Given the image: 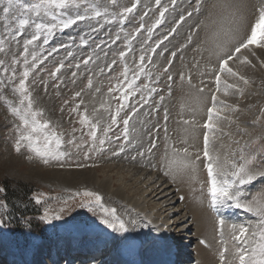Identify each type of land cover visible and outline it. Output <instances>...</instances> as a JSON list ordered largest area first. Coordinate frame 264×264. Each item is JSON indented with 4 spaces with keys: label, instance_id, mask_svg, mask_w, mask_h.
Instances as JSON below:
<instances>
[{
    "label": "snow or ice",
    "instance_id": "1",
    "mask_svg": "<svg viewBox=\"0 0 264 264\" xmlns=\"http://www.w3.org/2000/svg\"><path fill=\"white\" fill-rule=\"evenodd\" d=\"M187 3L188 8L170 31L153 40L156 29L165 24L166 14L176 10L178 0H153L151 8L142 5V0H129L127 4L123 0H0V101L15 118L14 151L21 154L24 150L29 161L39 159L45 165L56 162L60 167L75 154L81 158L75 162L76 168H96L98 160L123 157L141 169L161 172L174 183L185 176L196 180L201 192L207 194L208 206L218 215L219 264H264V189L249 191L256 180L264 179V104L239 102L246 97L264 95V78L257 80L255 75L264 73V0L254 3L252 0H187ZM141 8L144 10L138 26L126 31L124 25L136 19ZM154 10L155 18L151 19L149 13ZM188 20L195 22L161 69L153 59L157 49L163 55L167 48L161 45ZM81 23H86L89 31L80 36V46H88L91 34L102 30L108 39L96 44L92 55L74 65L77 71L81 65L87 69L100 58L96 49L107 57L105 48L116 45L122 37L126 43L99 69L101 75L111 74L106 100L99 108L94 107L90 112L82 99L83 90L74 93L69 111L75 114L79 127L72 126L66 134L37 106L33 95L36 80L30 77L52 54L51 51L45 54L43 46L57 33ZM111 25H116L118 31H108L106 26ZM141 36L137 47L134 42ZM186 50L192 56L179 73V79L187 87L186 96L194 103L182 105L178 113L177 123L183 134L179 138L169 134L170 117L165 107L162 123L157 121L151 129L145 128L148 140L145 144L132 134L135 125L145 126L154 114L160 113L165 101V95L159 94L164 91L159 87L161 79L164 78L167 94L171 96L174 77L170 69L177 52L183 59ZM68 55L73 54L69 51ZM64 67L61 62L48 73L57 81L54 88L63 82L58 74ZM77 71L72 73L73 77ZM40 83L47 91L48 84L43 80ZM87 88L101 92L100 87L94 88L92 78L87 79ZM6 90L15 99H9ZM69 103L64 101L65 106ZM64 110L62 106L60 111ZM101 110L106 118L99 115ZM141 115L145 117L143 120ZM161 129L164 147L157 156ZM197 132L202 135L197 136ZM4 193L5 188L0 187V194ZM45 195L34 194L35 204H46L52 199H43ZM56 200L60 206L45 207L38 218L41 222L53 225L64 220L65 213L83 209L89 215L78 225L79 231L106 243H117L121 252L131 258L128 264H136L140 248L131 233L149 227L159 233L166 228V225H153L146 214L127 204L106 201L99 191L88 188L77 189ZM6 209L8 203L0 196V210ZM222 209L242 210L250 216L245 223L231 224L227 239L226 221L220 215ZM8 222L0 213V226ZM24 223L30 228L31 220L25 219ZM63 264L71 262L65 259Z\"/></svg>",
    "mask_w": 264,
    "mask_h": 264
},
{
    "label": "rangeland",
    "instance_id": "2",
    "mask_svg": "<svg viewBox=\"0 0 264 264\" xmlns=\"http://www.w3.org/2000/svg\"><path fill=\"white\" fill-rule=\"evenodd\" d=\"M123 2L127 4L129 0H123ZM252 2L254 3L256 0H252ZM142 5H146L151 8L153 7V0H142ZM188 6L187 0H178L176 10L166 14L165 24L156 29L153 35V40H159L166 35L179 19V15L185 11ZM143 10V8L138 9L136 19L131 20L129 24L124 25L126 31H132L138 26L139 16L142 14ZM149 17L151 19L155 18V10L149 13ZM151 19L148 20V23H151ZM201 19H203V17H201ZM194 22V20H188L186 23L182 24L177 29L176 34L171 36L168 41H165L164 45H161V48H167V51H165L163 55L160 54L161 49H157V54L153 59L161 69L166 65L168 59L170 58V53L172 51H176L184 42L186 33ZM106 27L108 31H118V27L116 25ZM88 31L89 29L87 24L81 23L78 27H73L63 33H57L55 38L51 39V42L42 48L45 54L49 51H51L52 54L48 56L44 63L36 69L33 73V77H30V80L33 78L36 80V84L33 86V95L37 101V106L44 109L43 101L45 100V105H49V113L45 112L46 116L54 115L57 120V123L54 124L58 125L59 128L66 134L70 133L72 126L79 127V124L76 123L75 114L69 111L74 93L83 90L82 99L85 101V104H87L90 112L93 107L97 106L96 108H99L100 104L105 101L103 98H106L105 93L108 87V76L111 75H101L99 69L103 68L107 62H110L114 58L115 54L118 53L126 43L123 41L122 37V40L116 45H112L111 48H105L104 51L108 53L107 57H105L104 53L100 52L99 49H96L100 58L96 60L95 63H90L87 66V69L81 65V68L77 71L74 65L80 63V61L86 56L92 55L96 44L108 39L105 31L102 30L98 33L91 34L88 46H80V36H83ZM142 38L143 36L138 38L137 42H134L137 47L139 40ZM73 40H75V42H73ZM61 45H68L70 47H61ZM53 49H55V51H53ZM69 51H71L73 55L69 56ZM191 56L192 53L190 50H186L184 52L183 59L181 58V54L177 52V56L173 62L172 68L170 69L174 77L171 96L167 94L168 90L166 83L164 78H162L159 87L164 89V91L159 94L165 95V101L161 106V111L158 114H154V118L149 119L145 126L136 124L135 131L132 133L134 136H138L141 140H147L145 128L151 129L157 121L162 123L163 109L165 107L168 109L170 117L168 121L169 134L174 138H179L183 134L181 126L177 123L178 113L180 112L182 105L188 106L193 104L194 101L186 96L187 87L186 85H181L179 73L184 71L185 65L189 64ZM61 62L64 63L65 67L61 69V72L58 75L63 82L60 84L59 88H54L53 84L57 83V81L53 80L48 73L54 71L55 67ZM74 71H77L76 77L72 76ZM117 71H119V69H117ZM255 75L257 80L264 78V73L258 72ZM88 78L93 79L94 88L98 86L101 88L100 93L95 94V91L87 88ZM41 80L48 84L47 91L44 90L43 85L40 83ZM6 95L9 99H15L7 90ZM95 99L97 101H95ZM156 99H158V97ZM65 100L70 102L69 105H64ZM239 102L242 105L246 103L264 104V95L246 97L244 100ZM62 106L65 108L64 112L60 111ZM141 111L143 112L144 110ZM187 114V107H185V115ZM99 115L106 118V114H103V110L100 111ZM48 116L47 118L50 119V116ZM140 118L143 120L145 117L141 115ZM14 119L15 118L11 115L7 106L0 101V187L5 188V193L0 194V196L6 199L8 203V209L0 210V213L4 214L6 219L9 220L6 225L0 226V264H14L15 262L17 264H63L65 259L70 261L71 264H90V262H79L74 255L80 258L82 255L86 256V254L79 251L80 255H77L73 253V250L76 252L89 244L106 242L104 239L85 235L79 231L78 225L89 215L85 210L76 209L74 211L67 212L65 213L64 220L55 221L53 225L44 224L38 219L43 213L45 207L56 208L60 206L57 203L56 197L66 198L75 190H64L54 186L42 184L34 177L30 176L28 168L25 165H22L21 162L18 161L15 162V164L10 162V158L8 157L11 156L23 159L24 161L22 160V163L29 161L28 159H25L26 153L24 150H22L21 154L14 151ZM159 135L160 140L158 141V148L160 151L157 152V156L162 153L164 147V133L162 129ZM201 135L202 134L200 132H197V136ZM197 143L199 144V140H197ZM33 160L42 163L39 159ZM77 160H81V158L74 154L72 159L69 160L64 167H60L56 162H51L48 165L43 163L40 165L39 163L38 166L40 165V167L44 170H60L65 167L73 170L77 169L74 166ZM107 160L108 162L116 161L113 158H111V160H98L97 163L99 166L97 168L99 169L101 165L103 166L104 164L102 163H108ZM121 170L123 171L122 174L124 173L125 181H123V183L121 182L120 178L122 177V174H119L121 176L118 179L120 184L118 183L117 185L116 183V190H121L124 187H129L131 189V186L129 185L134 184L136 188L134 187V190H130L128 188L129 191L126 192V195L133 196L135 190H137L138 193L135 194L136 196H134V199H139L144 195L145 190H148L147 187H152L153 185L155 186L159 181L162 182L166 180L169 193L171 194L167 199L169 200L172 198L174 200L173 204H171L172 202L170 201V204L172 205L169 206L170 211L165 213L159 211L160 206L157 205L156 202L151 203V201L148 203L147 208L154 211L155 218L158 222L160 221L159 223L169 220V227H166L164 232L169 234H159L151 227L143 228L137 232L131 233L130 235L134 236L140 243V252L135 257L136 264H168V260L172 264L175 261L172 257L176 254H179L178 256L184 259V261L181 259L182 263L179 262L178 264H219L218 252L221 248L219 243L221 237L218 232V215L216 212H212V214L208 212L206 206V204H208L207 194L201 192L199 183L196 180H189V178L185 176L183 179L178 178L174 183L168 177L162 175L161 172L146 169L143 177H136L137 180L139 178L138 183L137 181H135L136 183H133L130 179H133L134 173H127V168ZM143 170L144 169H142V171ZM148 178H151L152 180ZM199 179H204V175L201 174ZM160 185L161 183H159L157 187ZM261 189H264V179L256 180L255 186L250 188L249 191L251 193H255ZM41 193L46 194L43 199L48 200V197H51L52 199L48 200V203L46 204L37 205L35 204L33 196L34 194ZM181 197H183V199H181ZM13 204L17 209H13ZM171 207H173V209H171ZM201 211L204 213L206 212V214L208 213L207 215L209 217L211 215L212 217L214 216L213 220H211L212 223H202L204 224L202 226L195 220L194 216ZM8 213H11V216H8ZM17 213L19 214L17 215ZM185 213L189 214L188 219H185L183 222H179V219ZM157 215L160 216L158 217ZM220 215H222L226 221L225 239L228 237L229 226L231 224L239 225L250 219L249 215L245 214L242 210L236 209H222ZM25 219L31 220L30 228L25 227ZM184 226L187 227L184 228ZM34 230L41 232V235L33 232ZM142 240L145 242L142 243ZM201 241H204L205 243H201ZM165 242L174 248V253L170 254V259L168 258L170 250L166 244L164 245ZM39 243H42L44 246L42 248H38L35 244ZM107 244L110 246V251L105 257V260L112 258L124 261L128 264V261L131 258L121 252L117 243L109 241ZM147 249L150 251H157L160 254L159 259L154 260L152 258H144L143 255ZM4 258H7V261H4ZM92 264L100 263L92 262Z\"/></svg>",
    "mask_w": 264,
    "mask_h": 264
},
{
    "label": "bare ground",
    "instance_id": "3",
    "mask_svg": "<svg viewBox=\"0 0 264 264\" xmlns=\"http://www.w3.org/2000/svg\"><path fill=\"white\" fill-rule=\"evenodd\" d=\"M95 94H97V93H95ZM103 99L106 100L105 97ZM92 100H94V99H92ZM95 101H97V100L95 99ZM44 102H45V100L43 101V105H44L43 108H44L45 112L49 113V105H45ZM90 102H92V101H90ZM91 108H92V106H91ZM49 116L48 117L53 121V123H57L56 117L54 115L53 116L49 115ZM142 141L145 144H147V142H148V140H142ZM8 158H10V162H13L14 164H15V162L19 161V162H21L22 165H25L28 168V170H29L28 173L30 174V176L34 177L38 182H40L42 184H46V185H49V186H54V187H57V188H60V189H64V190L65 189L77 190V189L88 188V189H91V190L99 191L105 197L106 201H109V202L118 201L121 204L122 203L123 204H127L129 207L134 208L137 212L146 214L148 216V218L152 220L153 225H157V226L166 225V227H169L168 226V224H169L168 221L169 220H167V221H165L163 223H159L160 221L158 222V220L155 218L154 211L151 210V209L149 210L147 208L148 203H150L152 201L151 203L156 202L157 205L160 206L159 211H161L163 213L170 211V209H169L170 207L169 206H172L171 204H173L174 200L172 198H170L169 200L167 199L171 194L169 193L168 185H167V181L166 180H164L162 182L159 181L155 186L153 185L152 187H147L148 190L147 191L145 190L144 195L141 196L139 199H134V196H136L135 194L138 193L137 190H135L133 196H128V195H126V192L129 191V189H130L129 187H128L129 189L127 187H124L121 190H119V189L116 190L115 189L116 188L115 187L116 183L118 185V183H119L118 179H119V177H121L120 175L123 172L121 169H126L127 168V171H126L127 173H130V172H131V174L134 173L133 179H130V181L133 182V183L135 181H137V183H138L139 178L137 180L136 177H139V176L143 177V175L145 174L144 171L146 169H144L142 171V169H140L138 165L129 163L128 160L124 159L123 157L113 158L116 161H111V162L110 161L108 162V160H107L108 163H102L104 165L103 166L101 165V167L99 169L96 167V168H77V169H73V170L68 169L66 167L63 168V169H60V170L59 169L44 170V169H42V167H40V165L42 163H40L38 161L31 160V161H26L27 163L26 162L22 163L23 159H21V158L19 159L18 157L16 158L14 156H11V157H8ZM39 163H40V165L38 166ZM89 163H91V162H89ZM146 174H148V173H146ZM148 179L152 180L151 178H148ZM120 180H121L122 183H123V181H125L124 173L122 174V177L120 178ZM159 183H161V185L159 187H157ZM129 186H131V189L134 190L133 189L135 187L134 184L133 185H129ZM170 201L172 202L171 204H170ZM206 206H207L208 212L210 214H212V212L214 213V211L208 206V204H206ZM195 207H194V209H195ZM171 209H173V207H171ZM191 210H192V208H191ZM207 214H206V212L204 213V212L201 211L200 213H197L196 216H194L195 220L198 223H200L202 226L204 224H210V222H211V220H213L214 216L212 217V215H211L209 217ZM188 216H189L188 213L183 214V216H181V218L179 219V222L185 221V219H188ZM202 223H204V224H202ZM206 226H208V225H206ZM186 227L187 226H184V228H186ZM164 232H165V228H162L161 231L159 232V234H162V233H163V235H168L169 234V233H164ZM143 242H145V241L142 240V243ZM165 244L167 245L168 249L170 250L169 253H168V255H169L168 258L170 259V254L174 253V251H173L174 248L171 247L170 244H167L166 242L164 243V245ZM173 244H175V243H173ZM35 245H37L38 248H42L44 246L42 243L35 244ZM144 245H145V243H144ZM93 247L94 246H91L90 248L88 247L87 249H94ZM79 251L82 253V252H85V249L77 250L76 252H74V250H73V253H75L77 255H80ZM90 252L91 251L89 250V253ZM159 255L160 254L157 251H150V250L147 249V251L144 252L143 256L146 259L152 258L154 260H157V259H159ZM178 255L177 254L174 255L172 258H174V260H177V258H179L178 263L179 262L182 263V261H184V259L181 258ZM141 256H142V254H141ZM181 259H182V261H181ZM111 261H113L112 264H114V263H116V264H126L124 261L120 262V261H118L116 259H112ZM178 263H175V264H178ZM37 264H39V263H37Z\"/></svg>",
    "mask_w": 264,
    "mask_h": 264
},
{
    "label": "trees",
    "instance_id": "4",
    "mask_svg": "<svg viewBox=\"0 0 264 264\" xmlns=\"http://www.w3.org/2000/svg\"><path fill=\"white\" fill-rule=\"evenodd\" d=\"M12 197H13V196H12ZM11 199H12V198H11ZM10 204H12V203H10ZM11 206H12V205H11ZM12 207H13V209H17V208H15V207H14V204H13V206H12ZM18 214H19V213H17V215H18ZM17 215H16V216H17ZM33 232H36V233H38V234H40V233H41V232H39V231H35V230H34ZM40 235H41V234H40Z\"/></svg>",
    "mask_w": 264,
    "mask_h": 264
}]
</instances>
